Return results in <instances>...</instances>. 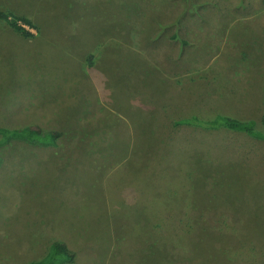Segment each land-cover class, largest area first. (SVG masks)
Returning a JSON list of instances; mask_svg holds the SVG:
<instances>
[{
	"label": "rangeland",
	"instance_id": "rangeland-1",
	"mask_svg": "<svg viewBox=\"0 0 264 264\" xmlns=\"http://www.w3.org/2000/svg\"><path fill=\"white\" fill-rule=\"evenodd\" d=\"M0 264H264V0H0ZM93 65H90V62Z\"/></svg>",
	"mask_w": 264,
	"mask_h": 264
},
{
	"label": "trees",
	"instance_id": "trees-1",
	"mask_svg": "<svg viewBox=\"0 0 264 264\" xmlns=\"http://www.w3.org/2000/svg\"><path fill=\"white\" fill-rule=\"evenodd\" d=\"M0 19L24 38L29 39L33 37V34L25 29V27L36 29L35 25L29 19L15 17L6 13H1ZM90 65H93L92 61ZM177 124L199 127L205 130L226 129L231 132L245 134L252 139L264 143V132L257 129V123L253 120L243 121L223 115L206 120L193 116L180 120ZM262 127L264 129V118L262 119ZM62 136L63 134L59 131H45L38 126H27L18 129L0 127V147L12 141H20L32 146L44 148L55 147ZM75 260L76 254L64 242L56 241L50 244L46 254L40 260L27 264H74Z\"/></svg>",
	"mask_w": 264,
	"mask_h": 264
}]
</instances>
